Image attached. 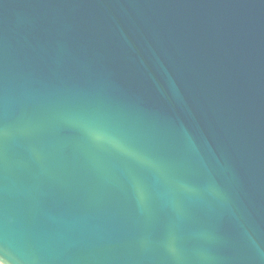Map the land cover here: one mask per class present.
Here are the masks:
<instances>
[{
  "label": "water",
  "instance_id": "1",
  "mask_svg": "<svg viewBox=\"0 0 264 264\" xmlns=\"http://www.w3.org/2000/svg\"><path fill=\"white\" fill-rule=\"evenodd\" d=\"M0 264H264V0H0Z\"/></svg>",
  "mask_w": 264,
  "mask_h": 264
}]
</instances>
